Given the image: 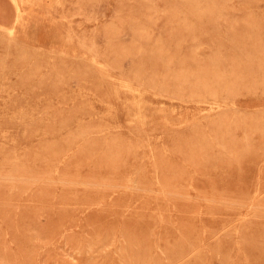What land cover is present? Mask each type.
I'll list each match as a JSON object with an SVG mask.
<instances>
[{
  "label": "rangeland",
  "instance_id": "rangeland-1",
  "mask_svg": "<svg viewBox=\"0 0 264 264\" xmlns=\"http://www.w3.org/2000/svg\"><path fill=\"white\" fill-rule=\"evenodd\" d=\"M0 264H264V0H0Z\"/></svg>",
  "mask_w": 264,
  "mask_h": 264
}]
</instances>
